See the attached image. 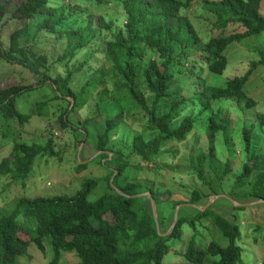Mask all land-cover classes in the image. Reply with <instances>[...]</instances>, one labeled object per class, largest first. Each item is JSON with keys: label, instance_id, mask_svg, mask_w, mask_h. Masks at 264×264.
I'll use <instances>...</instances> for the list:
<instances>
[{"label": "trees", "instance_id": "16d2710c", "mask_svg": "<svg viewBox=\"0 0 264 264\" xmlns=\"http://www.w3.org/2000/svg\"><path fill=\"white\" fill-rule=\"evenodd\" d=\"M12 1L17 0L0 3V20L8 12ZM96 1L102 3V0ZM193 1L125 0V31L107 43L105 64L92 74L88 83L79 91L71 87L72 79L88 64V59L77 66L76 71H68L66 76L59 74L58 77H53L52 72L64 62L65 65L68 64L79 51L88 46L90 40L87 28L66 31L67 46L55 61L44 51L48 50L50 45L40 44L37 40L30 44L31 34L18 29L11 34L8 47L0 38V59L30 70L33 75L44 79L43 83L53 84L59 93L55 99H73L72 110L84 107L88 102L87 94L90 95L92 91L101 88L107 79L122 80V89L127 91V97L146 112L149 130L155 134L150 139L141 134L136 135L131 144L132 152L143 163L154 164L171 142L185 141L188 134L194 130L196 120L192 116L186 117L179 125H173L181 104L189 101L208 110L212 103L222 98L237 97L239 102L243 103L248 99L244 89L250 76L258 66L264 65L263 49L259 51L260 60L251 62L244 75L231 79L225 87L205 83L203 88L196 90L191 97L175 102L168 113H161L160 105L171 97V85L176 77L175 44L180 45L182 53H187L192 46L199 45L202 41L189 20L180 15L181 10L188 8ZM263 2L264 0L206 2L205 8L217 18L219 29L231 24H238L243 29L242 33L215 36L207 41L205 52L211 72L223 74L228 65L225 51L230 44L264 32ZM174 17L179 20L176 25L173 22ZM13 19L30 21L36 27V38H39L42 32L57 33V37L61 38L62 31H65L70 20L64 14V9L51 6L49 0H20L13 13ZM99 21L109 27L102 17ZM149 49L157 52L159 62L141 63ZM36 89L32 84L0 87V149L9 142L14 143L11 155L0 163V175L10 177L11 184L19 182L25 186L37 158L47 152L51 155L53 153L52 141L46 147L19 142L12 127L14 122L25 124L33 116L44 115L47 101L37 103L30 113L20 111L17 106L18 99L24 93ZM104 95L103 93L99 99L98 108L101 115L107 114L106 130L99 135L98 152H101L100 158L110 157V161L115 162L116 167L112 174L113 176L116 173L112 183L114 184L130 165L128 156H122L120 151L114 152L112 156L106 154L110 152L107 144L112 133L125 120V110L117 113H110L109 109L107 112L102 110ZM120 100L122 98L118 99ZM252 103L248 100L249 105ZM257 119L264 127V113L259 114ZM209 122L211 138L225 128V119L220 113L211 116ZM63 124L66 122L63 121ZM246 139L249 146V132ZM251 156L252 162L244 165L243 171L237 175L232 186L231 198L235 201L244 198L249 199V202L264 199V155ZM195 159L193 168L210 192L195 188L189 204L206 206V203L202 202L210 198V195L220 196V189L232 169L229 161L222 164L217 158L213 145L210 146L209 152L200 151ZM82 167L84 168L80 165L79 170ZM206 169L212 173L210 177L207 176ZM98 185V180H88L83 189L73 197L31 199L24 196L17 200L15 207L12 203L8 212H0V264H18V259L28 254L31 244L45 251L47 242L52 246L51 264H59L64 253L72 252L78 255L82 264H165L164 258L171 251L168 241L180 237L185 224H192L205 216L212 219L228 244L223 246L213 241L203 248L192 240L183 254L185 261L178 264H203L208 255L219 258L215 264H237L241 261L243 249L237 243L241 235L239 225L216 213L212 208L209 207L205 211L198 209V214L192 219L179 214L171 234L165 236L162 234L167 231L169 224L159 212V204L163 200L154 185L124 182L97 201H91L89 194ZM151 198L154 199V204ZM20 233L28 238H23Z\"/></svg>", "mask_w": 264, "mask_h": 264}, {"label": "rangeland", "instance_id": "374dc122", "mask_svg": "<svg viewBox=\"0 0 264 264\" xmlns=\"http://www.w3.org/2000/svg\"><path fill=\"white\" fill-rule=\"evenodd\" d=\"M207 1L220 0H194L188 8H183L180 12V15L193 25L202 41L199 45L192 46L187 53H182L180 45L175 44L176 77L171 85V97L160 105L161 113H168L175 102L191 97L196 90L203 88L205 83L215 87H225L231 79L244 75L249 70L251 62L260 60L259 51L264 49V32L228 46L225 51L228 65L223 74L209 70L205 52L207 41L215 36L242 33L243 29L238 24L219 29L217 18L205 8ZM5 2L8 0H0V3ZM124 2L125 0H102V3L96 0H49L51 6L64 9V14L70 19L69 23L65 31H62L61 38L57 37V33L51 32L47 34L42 32L39 38H36L34 37L36 27L30 21L13 19V13L20 0L12 1L8 12L0 20V38L8 47L11 34L23 29L26 34H31L30 44L37 40L40 44L50 45L49 49L44 51L52 61H55L67 46L66 31L77 30L80 27L87 28V36L90 40L88 46L79 51L68 64L65 65L64 62L58 65L59 67L52 72L53 77H58L59 74L66 76L68 71H76V67L88 59V64L72 79L71 87L79 91L88 83L92 74L105 64L107 43L125 31L127 16ZM262 13L264 14V2ZM101 17L109 27L99 21ZM173 22L175 25L178 24V18L174 17ZM151 61L159 62L160 59L157 52L149 49L141 63ZM43 81L44 79L33 75L30 70L8 64L0 59V87L32 84L37 88L24 93L18 99L17 106L20 111L30 113L37 103L47 101L43 116H33L25 124L14 122L12 127L16 132L17 140L43 147L48 146L52 141L53 149L52 155L47 152L37 158L25 186L19 182L11 184L10 177L0 175V212H8V207L12 203L15 207L17 200L24 196L31 199L73 197L83 189L84 183L88 180L99 181V185L89 194L91 201H97L101 196L109 194L112 188H117L124 182H139L144 186L154 185L161 194L160 198L163 202L159 204V212L169 224L167 231L164 232L167 235L171 234L172 226L179 214L192 219L198 214V209L205 211L210 207L240 227L241 235L237 243L242 247L243 252L241 261L237 264H264V205L246 206L240 209L232 203L234 199L231 198L236 177L243 171L245 164L252 162L251 155H264V127L257 119L259 114L264 113V65L258 66L250 76L244 89L248 99L243 103L239 102L237 97L222 98L212 103L208 110L203 109L198 103L192 104L188 101L181 104L173 125H179L186 117L192 116L196 120L194 130L188 134L185 141L171 142L164 149L162 157L149 165L133 154L131 144L136 135L141 134L150 139L155 134L149 130L146 112L127 97V91L122 89V80L107 79L101 88L92 91L90 95L87 94V104L78 110H72L73 99L70 97L55 99L59 95L56 87L50 82L43 83ZM103 93L105 95L102 110L107 112L109 109L110 113L125 110V120L112 133L107 144L110 152L106 154L112 156L114 152L120 151L122 156H128L130 165L114 184L112 183L116 173L113 176L112 174L116 167L115 162L110 161V157L100 158L101 152H98L99 135L106 130L107 119V114L101 115V110L98 108ZM120 98L122 100L118 101ZM248 100L253 103L249 105ZM219 113L225 119V128L211 138L210 117ZM63 121L66 122L65 125ZM247 132L250 136L249 146L246 139ZM13 145V142H9L0 149V163L11 155ZM211 145L215 147L216 156L222 164L230 162L231 174L222 185L220 196L210 195V198H214H206L202 202L206 203V206L190 205L195 188H203L206 192H210L199 179L193 165L196 164V155L200 151L209 152ZM80 165L84 166L81 170H79ZM206 171L207 176L210 177L212 173L209 169ZM209 200L212 204L207 207ZM249 201L244 198L236 202ZM162 226L165 227L164 224ZM20 236L28 238L23 233H20ZM192 240L203 248L208 247L213 241L223 246L228 244L212 219L205 216L192 224H185L181 236L168 241L171 251L165 256L164 263L184 262L183 254ZM218 259L208 255L203 264H215ZM52 260V246L47 242L45 251L31 244L28 254L21 256L18 264H51ZM59 264H82V260L75 252L64 253Z\"/></svg>", "mask_w": 264, "mask_h": 264}, {"label": "water", "instance_id": "95a60500", "mask_svg": "<svg viewBox=\"0 0 264 264\" xmlns=\"http://www.w3.org/2000/svg\"><path fill=\"white\" fill-rule=\"evenodd\" d=\"M148 194L151 195V193H148ZM216 197H218V196H216ZM212 198H214V197H212ZM212 198H210V199H212ZM151 200H152V203L154 204V199L151 198ZM232 203H233L235 206H237V207L255 206V205H260V204L264 205V199H258V200L251 201V202H246V203H239V202H236L235 200H233ZM210 204H212V201L210 202V200H209V203H208L207 207H208ZM177 218H178V217H177ZM177 221H178V219L175 220L174 225L172 226V229L175 227ZM157 226L159 227L158 223H157ZM162 235H165V236H166L167 233H164V234H162Z\"/></svg>", "mask_w": 264, "mask_h": 264}]
</instances>
